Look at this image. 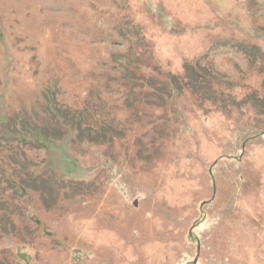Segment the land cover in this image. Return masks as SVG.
Returning <instances> with one entry per match:
<instances>
[{"label":"rangeland","instance_id":"374dc122","mask_svg":"<svg viewBox=\"0 0 264 264\" xmlns=\"http://www.w3.org/2000/svg\"><path fill=\"white\" fill-rule=\"evenodd\" d=\"M0 264H264V0H0Z\"/></svg>","mask_w":264,"mask_h":264}]
</instances>
